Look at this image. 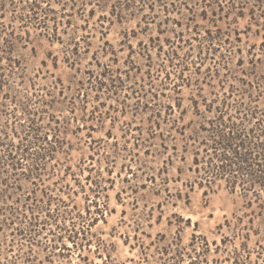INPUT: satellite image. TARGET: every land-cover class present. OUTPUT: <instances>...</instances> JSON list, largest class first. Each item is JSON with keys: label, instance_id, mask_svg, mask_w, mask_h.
I'll list each match as a JSON object with an SVG mask.
<instances>
[{"label": "rangeland", "instance_id": "obj_1", "mask_svg": "<svg viewBox=\"0 0 264 264\" xmlns=\"http://www.w3.org/2000/svg\"><path fill=\"white\" fill-rule=\"evenodd\" d=\"M57 2L43 0L41 9L34 12L36 20L26 22L18 18L31 13L27 2L5 0L0 17L2 36L8 38L6 33L13 32L16 38L10 44V53L3 55L15 62L14 74L8 79L16 91L9 93L13 99L4 98L10 87H3L0 110L16 114L22 127H26L28 122L15 104L24 101L29 84L35 83L37 97H31L34 102L31 107L38 111L46 108L40 113L39 124L47 140H51L56 128L66 143L65 152L57 153L47 163L42 181L35 180L37 186L23 176L17 181L22 190L14 196L24 199L34 189L38 198L53 200L52 212L57 208L56 212L71 217L69 221H56L63 225L62 230L51 223L40 236L34 237L38 243L33 246L32 264L257 263L256 251L259 246L264 247V208H258L257 204L248 208L245 199L250 195L244 198L239 192L231 194L222 181L207 195L197 186L191 189L188 183L192 178L188 171L191 157L181 156L179 140L164 139L168 135L165 125L162 139L147 141L155 134L151 122L156 102L179 103L180 111L187 112L184 123L191 117L189 98L196 94L195 87H191L193 90L183 87L178 93L170 90L172 85L164 89L165 70L176 69L172 71V67L164 65L160 68L156 49L173 36V33L159 35L157 22L168 17L171 21L168 27L172 28L173 20L186 22V13L165 16L157 7V18L147 31L144 23L137 26V19L112 25L104 22L101 28L98 16H108V9H96L94 16H87L90 7L83 11L79 1ZM39 20L46 21V27L36 28ZM194 21L201 25L197 30L202 33L207 25L197 17ZM247 22L248 18L239 19L232 28L243 31ZM175 31L179 28L175 27ZM158 35L161 42L154 40L156 47L147 51L153 60L149 67L140 55L141 47L149 46V39ZM239 36L245 48L260 44V38L253 33ZM187 37L185 32L184 38ZM138 42L142 46L138 47ZM1 63L2 71L9 74L5 59ZM207 65L200 68V75L205 74ZM186 76L194 75L186 72ZM56 82L63 85L65 98L52 90ZM172 82H175L173 75ZM160 92L164 96L152 98V94ZM69 101H74L73 113L69 112ZM7 115L0 117L1 123L8 119ZM169 131L179 138L174 130ZM163 140L167 141L160 145ZM13 142H17L16 137ZM172 144H176L175 150ZM50 172L54 175L48 176ZM74 234L76 246L68 239ZM55 236L58 242L53 241ZM242 245L250 251L249 257L240 250ZM28 247L25 239L9 237L7 243L2 242L1 254L5 257L22 254ZM233 248L239 250V261H234Z\"/></svg>", "mask_w": 264, "mask_h": 264}, {"label": "trees", "instance_id": "obj_2", "mask_svg": "<svg viewBox=\"0 0 264 264\" xmlns=\"http://www.w3.org/2000/svg\"><path fill=\"white\" fill-rule=\"evenodd\" d=\"M57 1L61 3L64 0ZM71 1H76V4L79 1L80 6L84 7L83 11H86V7L89 6L87 16H94L96 9H108V16L106 14L98 16L97 22L101 28L104 22L112 25L137 19V26L140 27V22L144 23V29L147 31L149 24L154 23L157 18L155 14L157 7L165 16L183 11L186 13L185 23L172 21L173 25L179 28L177 32L175 27H168L171 22L168 17L157 22L156 29L159 35L173 33V36L166 38L165 45L160 44L156 49L161 60L159 67L164 65V67H172V71L176 69V73L165 70L164 89L172 85L170 90L178 93L183 87L190 89L195 87L196 94L189 98L191 117L184 123L187 112L186 110L180 111L179 103L161 105L156 102L154 104L156 108L152 110L151 122V128L155 134L150 135L147 141L162 139L165 135L162 127L165 125L168 128L165 130L168 135L164 139L170 138L174 142L179 140L181 156L191 157V167L188 170L192 175L191 180L188 181L191 189L197 186L203 189L204 195H207L208 192L213 191L212 188L217 182L222 181L229 193L239 192L244 198L250 195L248 199H245L248 201L246 205L248 208L257 204L258 208L263 209L264 0ZM25 2L31 13L18 19L26 22L36 20L34 12L41 9L43 0H25ZM108 2H110L109 5ZM4 7L5 0H0V17L4 13L2 12ZM144 10L147 14L142 15ZM195 17L207 25L202 33L201 30H197L201 28V25L194 24ZM244 18H248V22L243 31L232 28L233 24ZM143 20L146 21L143 22ZM46 23V21L39 20L36 28L43 29ZM1 29L2 25L0 26V91H3L5 86L10 87L3 95L4 98L13 99L9 93L15 92L16 89L8 78L14 74L15 62L7 56L3 58V55L10 53V44H13L16 38L13 37V32L6 33L10 39L3 37ZM54 32L52 36L55 35ZM185 32L188 35L187 38H184ZM241 33L245 35L253 33L254 36L260 38V44H251L245 48L239 36ZM159 35L149 39L151 41L149 46L145 44L141 47L140 55L149 67H152L153 60L147 51L149 47H156L154 40L161 42ZM194 41L196 45L192 44ZM137 46H142V43L138 42ZM194 49H196L195 54ZM183 50L184 53L180 54ZM3 59L10 69L9 74L2 71L4 69L1 63ZM207 63L205 74L200 75V68ZM186 72L194 76L187 77ZM156 73H160L159 70ZM171 75L175 76V82L171 83ZM59 84L58 82L53 83L52 90H57L58 96L65 98L64 87L60 82ZM35 85V83H30L24 101L15 104V109L19 110L28 122L26 127H22L20 117L16 114L12 115L6 110H0V117L8 113V119H5L3 123L0 122V202L2 203L0 206V264H32L34 261L33 246L38 243L34 237L40 236V232L42 233L51 223L56 229L62 230L63 225H58L56 221L65 222L66 219L69 221L71 218L68 213L56 212L57 208L52 212L50 206L53 200L50 197L45 199L44 196L38 198L34 189L24 199H21V196H14V193L22 190L21 185L17 183L21 176L26 177L28 182L33 184L35 182L37 186L35 180L42 181L41 178L47 172V163L53 161L57 153L65 152L63 146L66 143L59 135V129L53 128L49 141L43 126L39 124V120L42 119L41 114L46 108L38 111L31 107L34 105L31 97H37ZM204 87H207V90ZM94 89L98 91V88ZM159 95L164 96L163 92H160L152 94V98L157 99ZM69 102L71 104L69 112L73 113L76 109L74 101ZM18 127L20 131L17 130ZM169 130H174L179 138L172 136ZM14 137L17 138L16 143L13 142ZM166 141L163 140L160 145H164ZM174 147L176 144H172L173 150L176 149ZM53 173L50 172L47 175L53 176ZM32 193H35L34 196H31ZM78 218L82 219L81 216ZM249 221L253 222V218ZM52 231L48 232L53 236L55 234ZM75 236L76 234L69 235L68 239L72 240L73 245L76 246ZM9 237L12 240L14 238L25 239L29 244L28 250L22 254L5 257L1 254L2 242L5 240L7 243ZM248 237L249 234L245 239L248 240ZM54 238L56 239L53 241L58 242L59 238L57 236ZM51 248L56 249V245H52ZM258 248L255 264H264V247L259 246ZM233 249L231 253L235 257L234 261H239V250ZM246 249V245L240 247V250L247 253L249 257L251 253Z\"/></svg>", "mask_w": 264, "mask_h": 264}]
</instances>
